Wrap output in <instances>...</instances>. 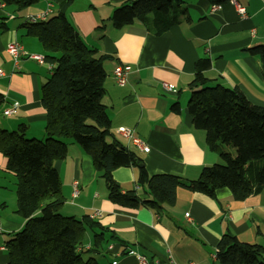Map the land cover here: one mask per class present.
I'll list each match as a JSON object with an SVG mask.
<instances>
[{
    "label": "crops",
    "instance_id": "obj_1",
    "mask_svg": "<svg viewBox=\"0 0 264 264\" xmlns=\"http://www.w3.org/2000/svg\"><path fill=\"white\" fill-rule=\"evenodd\" d=\"M64 1L38 0L20 11L0 6V128L15 131L23 126L28 139L44 138L46 114L40 87L50 77L51 67L22 57L13 68L5 47L17 41L26 54L43 56L36 38L25 35L21 27L30 18L37 19L48 5L51 13L46 20L56 15ZM130 1L72 0L64 13L87 47L109 57L103 62L106 78L101 102L111 130L130 128L149 147L148 152H138L149 175L167 173L196 180L202 168L218 163L219 158L207 148L205 133L193 127L187 113V87L194 78L195 63L209 60V69L203 72L209 85L239 90L251 103L264 107L263 65L247 52L264 45V0H230L218 9L206 0H185L186 16L159 36L137 21L121 29L112 26L114 10ZM237 6L244 9V16ZM117 65L130 68L123 86L113 79ZM162 83L175 91H165ZM13 103L17 104L15 114L4 116ZM174 103L179 104L178 113L170 110ZM65 144V158L53 162L64 199L58 212L76 219L93 211L101 213L93 219L99 226L86 230L81 244V249L94 251L85 257H93L97 264H137L136 254L149 264H164L168 256L175 264H218L216 245L226 232L264 249V191L234 200L226 188L216 190L214 198L178 189L174 205L163 206L158 213L146 207L128 208L108 200L104 181L83 149L69 140ZM5 166L0 154V264L8 261L7 237L24 224L16 212L17 181ZM112 176L121 193L137 188L133 166L117 168ZM137 190L140 199L147 197ZM99 233L103 241L93 248L92 236Z\"/></svg>",
    "mask_w": 264,
    "mask_h": 264
},
{
    "label": "trees",
    "instance_id": "obj_2",
    "mask_svg": "<svg viewBox=\"0 0 264 264\" xmlns=\"http://www.w3.org/2000/svg\"><path fill=\"white\" fill-rule=\"evenodd\" d=\"M211 5L230 0H206ZM38 0H0L23 10ZM65 0L56 15L45 21L22 25L25 35L39 42L51 75L40 87L45 110L44 138H25L23 126L15 131L0 128V154L16 184V212L24 219L22 228L5 241L7 264H97L93 250L81 249L86 230L99 226L88 216L76 219L58 211L64 203L61 184L53 162L67 153L66 140L83 149L103 179L108 200L128 208L146 207L158 213L172 206L176 191L184 189L214 198L226 188L234 200L264 191V107L251 103L239 90L215 84L203 72L207 58L195 63L188 85L187 113L193 127L205 133L207 148L219 162L202 168L198 178L188 181L167 173L149 175L138 152L116 137L102 104L106 55L87 47L65 17ZM185 0H133L117 7L111 24L116 29L140 22L147 32L159 36L186 16ZM103 28V26L99 27ZM264 66V45L247 49ZM2 96L0 95V104ZM179 112V104L170 106ZM229 148H234L231 150ZM141 165V166H140ZM137 168L136 185L147 196L138 197L137 188L121 193L112 173L120 167ZM93 248L103 241V233L93 234ZM218 264H264L261 246L238 241L229 232L217 245Z\"/></svg>",
    "mask_w": 264,
    "mask_h": 264
},
{
    "label": "built area",
    "instance_id": "obj_3",
    "mask_svg": "<svg viewBox=\"0 0 264 264\" xmlns=\"http://www.w3.org/2000/svg\"><path fill=\"white\" fill-rule=\"evenodd\" d=\"M3 5H4L3 3H0V6H3ZM218 8L219 6L213 5V9H218ZM237 11L239 12L241 16L245 15L244 9L239 6H237ZM49 13H51L50 5H48V7L44 10V12L39 17H37V19L30 18L29 22L45 21L46 16ZM5 54L7 55L8 59L11 61L13 68L17 67L18 62L22 57H28L37 62L44 61V57L41 55L26 54L23 50L22 45L17 41H11L7 43L5 47ZM129 72H130V68L128 65H117L112 72L113 79L116 85L118 86L125 85ZM263 72H264V66H263ZM1 75H2V72H0V76ZM161 86L165 91H168V92L175 91L174 87H172L171 85H168L167 83H162ZM16 109H17V104L13 103L9 108L3 111V115L6 117H9L15 114ZM112 132L116 137L122 139L126 145H131L137 152L144 153V152L149 151V147L145 145V143L140 138L135 136L132 129L127 128V127H117L113 129ZM73 190H74L73 196H75L76 189L74 188ZM100 217H101V213L99 211H93L89 216L90 219H99ZM186 217H188V214H186ZM135 260L137 264H149V261L141 255L136 254ZM154 264H161V263L155 262ZM164 264H175V263L173 262L171 257L168 256Z\"/></svg>",
    "mask_w": 264,
    "mask_h": 264
},
{
    "label": "water",
    "instance_id": "obj_4",
    "mask_svg": "<svg viewBox=\"0 0 264 264\" xmlns=\"http://www.w3.org/2000/svg\"><path fill=\"white\" fill-rule=\"evenodd\" d=\"M141 166V165H140Z\"/></svg>",
    "mask_w": 264,
    "mask_h": 264
}]
</instances>
